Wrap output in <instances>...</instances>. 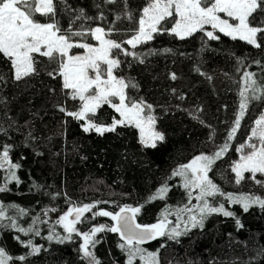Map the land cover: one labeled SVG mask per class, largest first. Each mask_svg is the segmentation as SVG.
Instances as JSON below:
<instances>
[{"label":"trees","instance_id":"obj_1","mask_svg":"<svg viewBox=\"0 0 264 264\" xmlns=\"http://www.w3.org/2000/svg\"><path fill=\"white\" fill-rule=\"evenodd\" d=\"M146 2L54 0L55 19L62 29L111 30L110 38L122 42L134 34ZM250 20L253 26L264 25V13L258 9ZM217 35L219 40H209L202 32L180 39L170 31H160L135 49L125 44L135 56L117 53L121 65L115 74L136 85L127 89L128 95L152 106L146 112L155 117L154 127L164 135L155 148L141 144L138 129L131 125L102 135L85 132L83 120L60 111V107L77 111L80 101L66 94L62 78L49 75L56 63L37 56L36 73L17 81L10 61L0 55V152L7 146L9 159L19 165L12 170L18 183L6 182L8 169H0V186L7 188L0 192L5 210V218L0 219V248L13 257L9 264H86L80 251L83 240L76 235L65 239L68 235L57 224L73 206L96 204L110 212L124 205L142 206L136 217L142 225L158 222L169 209L168 226H175L176 209L199 202L192 199L188 204L187 190L180 177L172 176L173 171L197 155L212 154L225 142L228 151L209 172L225 195L207 199L213 206L223 204L234 216L208 214L202 227L189 223L185 231V213L179 221V237H158L140 247L157 253L159 264H264V208L253 205L244 211L241 204L227 199L229 193L264 198V185L257 184L250 173L236 184L231 171L241 155L237 149L246 142L254 121L264 115V97L252 99V93H246L245 114L234 138L228 140L240 110L244 73H253L257 83L264 85V43L257 48L239 38ZM74 40L92 42V37ZM90 117L106 125L119 114L104 105ZM256 180L264 181V176L258 173ZM164 184L169 188L164 199L149 201ZM197 194L194 191L193 197ZM12 220L17 227L11 226ZM105 220L85 216L77 227L85 232ZM18 228L33 230L25 234ZM94 239L97 243L91 250L100 264H127L118 233L105 230ZM32 247L40 251L33 253ZM21 256L25 259H18ZM134 264L142 262L137 258Z\"/></svg>","mask_w":264,"mask_h":264},{"label":"snow or ice","instance_id":"obj_2","mask_svg":"<svg viewBox=\"0 0 264 264\" xmlns=\"http://www.w3.org/2000/svg\"><path fill=\"white\" fill-rule=\"evenodd\" d=\"M258 9L264 13V0H147L141 10L134 34L129 39L118 42L110 38L111 30L106 31L102 27L89 29L87 32L73 31L70 27L62 29L55 19L57 9L54 0H0V55L10 61L17 81L36 73L37 56L46 57L50 62L56 63L57 68L49 72V75L53 78L56 76L62 78V88L66 90V94L71 99L80 101L79 110L67 111L60 107V111L86 121L83 127L85 132L95 130L102 135L115 131L117 126L131 125L139 130L141 144L155 148L157 141L164 140V135L155 131V117L146 112V108L151 109L152 106L147 105L142 99H134L128 95L127 89L135 88L136 85L115 74L121 65L117 53L135 56L136 54L124 48V45H130L135 49L141 43L153 39V34L160 31H170L180 39L202 32L209 40H219L220 36L217 33H220L260 48L264 43V25L253 26L250 20ZM41 18H47V21L42 22ZM128 18H132L130 13ZM209 28L211 30H208ZM86 35H90L98 43L93 45L74 40V37ZM73 49L82 51L75 53ZM253 77V73H244L245 87L240 93L242 98L240 110L234 121L235 126L228 134V140L234 138L245 114L249 101L246 93L251 92L252 99L264 97V85L258 84ZM172 78L175 79V76ZM104 105L112 107L120 117L113 118L110 126L99 125L90 117V114L95 115ZM254 124L255 127L251 129L246 142L237 149L241 153L239 159L231 165L236 184L245 179V173H250L257 184L264 185V181L256 180L258 173L264 176V115L256 119ZM228 148L229 144L225 142L212 154L197 155L173 171V177L182 179L183 188L187 190L188 204H191L192 199L199 203L192 207L185 205L176 209L178 222L171 228L168 226L171 223L168 216L172 214L169 209L164 210L162 218L157 223L142 225L136 221L142 206L129 205L120 207L118 212L100 210L93 213V216L110 217L115 222L112 226L100 225L88 232H80L77 229L76 225L83 222L84 214L91 212L96 204L69 207L59 217L57 223L68 233L65 239H71L73 233L83 237L80 251L81 258L86 264H100L91 249L97 243L94 239L96 234L105 230L119 234L123 241L119 247L127 255V264H134L137 258L142 264H159L157 253L148 252L140 245L162 236L169 239L179 237L182 234L179 230V221L182 220L183 214H187V221H184L185 231L189 223L192 227L198 225L202 227L208 214L222 213L226 217L234 216V213L226 210L223 204L213 206L207 199L217 194L225 195L209 177V172ZM18 167L19 165L9 159V149L5 146L0 152V169H8L6 182L7 180L19 182L12 171ZM4 191H7L6 186H0V192ZM168 191V185L164 184L151 194L148 200L164 199ZM194 191L198 193L195 197ZM227 199L231 203L241 204L244 211H248L253 205L264 208V198L255 195L233 196L229 193ZM18 211L24 213L23 209ZM4 218V206L0 205V219ZM236 222L240 223L239 220ZM11 226L17 227L15 220H12ZM32 230L18 228V231L25 234ZM52 238L51 235L48 237L49 240ZM27 246L31 247V241H28ZM39 251L40 248L32 247L33 253ZM12 259L4 248H0V264H9ZM18 259L23 260L25 257L21 256Z\"/></svg>","mask_w":264,"mask_h":264},{"label":"rangeland","instance_id":"obj_3","mask_svg":"<svg viewBox=\"0 0 264 264\" xmlns=\"http://www.w3.org/2000/svg\"><path fill=\"white\" fill-rule=\"evenodd\" d=\"M208 30H211L210 28L208 29ZM79 42H84V41H79ZM89 43H92L93 45H96L98 42L97 41H95L93 38H92V42H89ZM82 50H80V49H73V52H75V53H80ZM120 117H118V118H116V119H119ZM112 123V122H111ZM111 123L110 124H106V125H103V124H99V125H103V126H110L111 125ZM85 124H86V121H84V126H85ZM154 129H155V127H154ZM93 131H95V130H93ZM139 131V130H138ZM155 131H157L156 129H155ZM68 209V208H67ZM100 210H103V209H98L97 207H95V208H93L92 209V211L91 212H88V213H85L84 214V217L85 216H87V217H89L90 219H92L94 216H93V213H95V212H98V211H100ZM67 211V210H66ZM107 211V210H106ZM119 211V209L117 210V211H115V212H118ZM63 215V214H62ZM101 217H103L104 219H107V221L105 220V222L104 223H101V224H99V225H93L91 228H93V227H97V226H100V225H108V226H112V225H114V221H112L111 220V218L110 217H104V216H101ZM59 219V218H58ZM58 221V220H57ZM157 223V222H156ZM58 224V223H57ZM81 224V223H80ZM155 224V223H154ZM58 226H59V228L62 230V231H64V229H63V227L60 225V224H58ZM78 225H76V227H77ZM90 228V229H91ZM77 229H78V227H77ZM89 229V230H90ZM88 230V231H89ZM88 231H85V232H88ZM63 233H65V234H67L68 235V233H66L65 231L63 232ZM73 235H76V236H78L80 239H82L83 240V237L82 236H79V235H77V234H75V233H73L72 234V236ZM83 243V242H82Z\"/></svg>","mask_w":264,"mask_h":264},{"label":"water","instance_id":"obj_4","mask_svg":"<svg viewBox=\"0 0 264 264\" xmlns=\"http://www.w3.org/2000/svg\"><path fill=\"white\" fill-rule=\"evenodd\" d=\"M147 242H149V241H147ZM147 242H145V243H147Z\"/></svg>","mask_w":264,"mask_h":264}]
</instances>
